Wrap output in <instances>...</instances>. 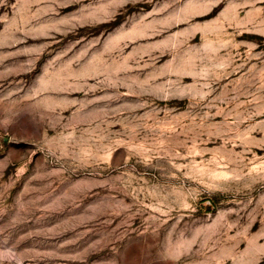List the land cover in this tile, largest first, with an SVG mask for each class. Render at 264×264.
Returning <instances> with one entry per match:
<instances>
[{"label":"rangeland","instance_id":"rangeland-1","mask_svg":"<svg viewBox=\"0 0 264 264\" xmlns=\"http://www.w3.org/2000/svg\"><path fill=\"white\" fill-rule=\"evenodd\" d=\"M0 264H264V0H0Z\"/></svg>","mask_w":264,"mask_h":264}]
</instances>
